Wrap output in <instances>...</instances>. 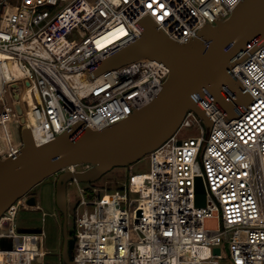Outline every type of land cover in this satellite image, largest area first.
<instances>
[{
    "label": "built area",
    "instance_id": "obj_1",
    "mask_svg": "<svg viewBox=\"0 0 264 264\" xmlns=\"http://www.w3.org/2000/svg\"><path fill=\"white\" fill-rule=\"evenodd\" d=\"M243 1L0 0L1 159L24 147L23 127L42 146L78 123L101 131L152 103L170 75L163 62L141 58L91 74L141 38L143 19L184 46L205 27L227 21ZM246 55L232 68L241 94L251 96L246 107L236 106L237 117L230 120L205 95L198 104L213 122L209 136L204 120L189 110L149 154V173L131 175L115 192L67 183L81 194L73 215L68 206L75 264H220L225 249L232 264H264V45ZM185 128L198 135L181 138ZM81 166L65 170H86ZM31 198L0 216V264H46L44 229L23 232L17 223L21 208L40 209Z\"/></svg>",
    "mask_w": 264,
    "mask_h": 264
},
{
    "label": "water",
    "instance_id": "obj_2",
    "mask_svg": "<svg viewBox=\"0 0 264 264\" xmlns=\"http://www.w3.org/2000/svg\"><path fill=\"white\" fill-rule=\"evenodd\" d=\"M140 26L143 35L139 40L105 60L91 74L141 58L163 62L169 67L170 75L152 103L101 131L78 123L42 146H37L31 130L23 127L24 147L14 157L5 160L0 157V216L44 180L59 174L55 196L63 215L62 264H75V232L69 229L68 218L69 181L94 183L116 167L129 168L172 137L189 110L196 111L204 120L209 136L213 122L198 104V99L205 95L230 120L238 116L236 106L244 108L251 100L249 94H241L240 82L232 75V68L246 58L247 51L264 45V0H244L227 21L205 27L196 39L184 46L175 44L157 30L150 17L143 19ZM80 165L90 167L75 173L65 170ZM29 204L35 205L36 199L31 198ZM220 253L219 248L215 249V254Z\"/></svg>",
    "mask_w": 264,
    "mask_h": 264
},
{
    "label": "rangeland",
    "instance_id": "obj_3",
    "mask_svg": "<svg viewBox=\"0 0 264 264\" xmlns=\"http://www.w3.org/2000/svg\"><path fill=\"white\" fill-rule=\"evenodd\" d=\"M14 125V126H12ZM10 126L11 139L16 137L17 125L12 124ZM16 130H15V128ZM198 133L194 128L183 129L180 133L181 138H187L189 136H197ZM14 143H17L16 138ZM89 165H84L78 168V170L87 169ZM151 170L150 155L145 156L136 163L128 167H116L109 173L105 174L101 179L92 183L91 185L98 188H107L109 192H115L121 189L123 184L128 181L129 177L133 174L149 173ZM58 176H52L44 180L41 184L36 186L32 191L31 195L35 197L36 204L40 206L39 210H28L21 208L17 223L20 229H39L43 228L46 232L45 249L49 252V255L45 259L46 264H60L63 250V215L58 209L56 204V182ZM83 187H88L89 184H81ZM67 194L69 199V211L73 215L74 210L81 200V194L79 187L76 183H72L67 186ZM83 212V208L81 209ZM46 214L45 220L43 221V214ZM69 229L72 230L73 218L69 217ZM220 264H232L228 259V250L223 251V259L219 262Z\"/></svg>",
    "mask_w": 264,
    "mask_h": 264
},
{
    "label": "bare ground",
    "instance_id": "obj_4",
    "mask_svg": "<svg viewBox=\"0 0 264 264\" xmlns=\"http://www.w3.org/2000/svg\"><path fill=\"white\" fill-rule=\"evenodd\" d=\"M14 74L15 75H17V76H19L20 75V72L18 71V70H14ZM26 102H27V105H28V107H30V106H32V104H33V100H32V96H31V94L30 93H27V95H26ZM12 124H18L16 121H14V120H12L11 121V123L9 124V125H12ZM12 126H14V125H12ZM12 128V127H11ZM10 128V126H9V129H11ZM15 128V127H14ZM15 130H16V128H15ZM16 141L18 142V134L16 133ZM15 138L14 139H11L12 141H14L15 140ZM5 148H6V142L3 140V138H0V152L1 153H4V150H5ZM137 183V182H136ZM136 183H135V186H134V188H137L138 187V185H136Z\"/></svg>",
    "mask_w": 264,
    "mask_h": 264
},
{
    "label": "flooded vegetation",
    "instance_id": "obj_5",
    "mask_svg": "<svg viewBox=\"0 0 264 264\" xmlns=\"http://www.w3.org/2000/svg\"><path fill=\"white\" fill-rule=\"evenodd\" d=\"M28 195H30L32 198H35V197H33V196L31 195V192H30Z\"/></svg>",
    "mask_w": 264,
    "mask_h": 264
}]
</instances>
